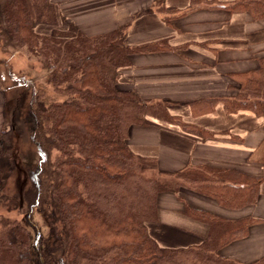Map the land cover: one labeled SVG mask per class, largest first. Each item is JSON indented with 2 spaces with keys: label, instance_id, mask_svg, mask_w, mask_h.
Segmentation results:
<instances>
[{
  "label": "trees",
  "instance_id": "16d2710c",
  "mask_svg": "<svg viewBox=\"0 0 264 264\" xmlns=\"http://www.w3.org/2000/svg\"><path fill=\"white\" fill-rule=\"evenodd\" d=\"M163 1L155 6L171 22L176 11ZM201 4L264 20V0H192L189 8ZM58 20L53 0H0V81L4 127L10 125L0 138V264H264V256L243 263L219 252L247 234L251 218L232 221L188 207L209 225L203 241L191 246L165 247L149 232L162 192L189 186L237 207L257 199L263 180L211 167L166 172L156 157L131 148V126L149 125V117L181 122L166 101H145L119 87L120 68L131 54L171 48L168 40L131 46L128 24L95 35L74 23L37 32L40 22ZM15 52L37 61L53 93L13 71L8 59ZM230 77L225 108L264 117V57ZM218 99H205L201 109ZM27 141L35 150H23Z\"/></svg>",
  "mask_w": 264,
  "mask_h": 264
},
{
  "label": "crops",
  "instance_id": "0c3cea01",
  "mask_svg": "<svg viewBox=\"0 0 264 264\" xmlns=\"http://www.w3.org/2000/svg\"><path fill=\"white\" fill-rule=\"evenodd\" d=\"M156 1L53 0L58 23L40 22L36 30L50 34L74 23L95 35L128 24L126 43L131 46L168 40L171 48L131 54L130 63L120 68L119 87L136 91L145 101H166L170 114L181 122L149 117L151 124L131 126V148L156 157L159 169L166 172L211 167L235 169L263 180L257 199L237 207L225 206L189 186L162 192L158 219L148 223L149 232L162 246H191L203 241L209 225L188 213V207L232 221L251 218L247 234L219 252L253 262L264 256V117L249 109L228 111L221 98L231 94L230 74L254 69L264 57V20L219 6L190 9L192 0H164L168 10L176 11L167 22ZM212 97L219 98L213 108L201 109ZM4 102L0 81V138Z\"/></svg>",
  "mask_w": 264,
  "mask_h": 264
},
{
  "label": "rangeland",
  "instance_id": "374dc122",
  "mask_svg": "<svg viewBox=\"0 0 264 264\" xmlns=\"http://www.w3.org/2000/svg\"><path fill=\"white\" fill-rule=\"evenodd\" d=\"M8 61H9L8 65H10L13 68V71L15 73H19L20 71L26 72L30 77L36 79L39 84L45 85L47 87L46 89L49 92V94L53 93L52 87L46 83V71L44 69H42L40 66H38L39 64L37 63V61H35L34 59H31L27 54L22 53V52L13 53V56L9 57ZM31 65L34 66L33 69H30ZM16 78L17 77L12 78V79H14V81H15ZM16 127H18V126L16 125ZM4 132H10V125L9 124H7L6 127H4ZM22 146L24 147L23 150H25V151L26 150H31V151L35 150L28 141H27V143L22 144ZM33 155H35V154H33ZM18 160L20 162V158ZM11 179H13V178H11ZM0 212H5V210L0 208ZM11 213L13 214L14 212H11ZM35 216L37 218V221L40 224H43L42 220L40 218H38L37 213H35Z\"/></svg>",
  "mask_w": 264,
  "mask_h": 264
}]
</instances>
